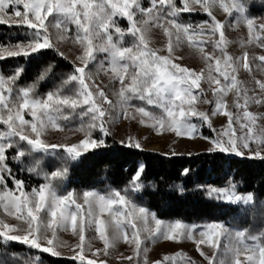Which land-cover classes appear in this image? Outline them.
Instances as JSON below:
<instances>
[{
    "label": "snow or ice",
    "instance_id": "1",
    "mask_svg": "<svg viewBox=\"0 0 264 264\" xmlns=\"http://www.w3.org/2000/svg\"><path fill=\"white\" fill-rule=\"evenodd\" d=\"M244 4L245 0H240L239 5L236 0H0V24L24 25L34 32V38L26 42L0 44V60L53 46L69 58L59 47L60 42L69 40L79 52L71 57L74 71L64 82H76L71 93L63 92L61 87L37 96L32 88L23 87L19 98L12 99L11 84L19 78L21 69L8 76L0 74V123L4 125V130H0V209L7 217L14 218V222L0 218V238L21 242L58 258L64 257L68 249L78 264H107L110 250L121 240L132 246L133 253L129 258L116 257L121 264L125 259L127 264H133V260L135 264H141V260L143 264H201L183 251L149 262L147 242L157 239L193 241L203 260L214 264L223 238L225 248L232 252L231 264H264L262 238L246 237V229H229L223 221L212 220L200 226L197 236V225L180 219H159L116 190L106 194L85 190L82 202H78L79 194L69 190L58 195L50 182L27 188L23 178L12 175L8 164L12 137H19L33 149L62 148L76 157L105 145L106 138L112 135L109 123L121 115L132 120L138 117L139 124L150 125L156 133L206 141L203 152L197 155L222 151L264 159V111L249 110V105L264 109V16L259 23L254 16L235 19ZM253 7L264 8V0H247V8ZM216 10L223 15H218ZM192 12L202 13L206 18L184 21L178 18L181 13ZM53 16L55 19L50 22L49 17ZM124 21L127 24L122 26ZM241 25L246 28L247 37L239 41L243 46L241 54L233 55L228 50L231 41L225 31ZM153 28L161 29L167 37L165 54H161V48L150 46ZM50 29H55L54 38ZM71 32L74 35H69ZM125 35L133 38L131 44H123ZM185 40L204 62V68L199 71L174 62L173 51ZM206 45L210 51L205 50ZM249 45L258 46L259 53H250ZM100 52L107 54L99 67L108 73L109 85L98 84L96 74L88 70ZM241 69L247 73L243 80L237 75ZM229 92L234 93L231 108L226 107ZM137 99L159 106L162 112L153 114L133 102ZM198 104L209 105L210 110L201 109ZM25 113L31 118L26 119ZM72 113L80 117L79 123L68 129L79 133L75 142L65 138V142L50 143L42 138L49 128L65 130L58 121ZM218 114L226 117L219 129L213 126L212 119ZM204 126L211 135L203 134ZM118 143L142 148L141 142L132 137ZM175 154L171 150L164 153ZM143 169V164L138 165L132 182L139 180ZM189 172L190 168L184 167L181 175ZM62 175L60 169L49 174L52 178ZM237 188L234 176H230L223 186L200 185L197 190L226 203L264 209V201H258L254 193H241ZM177 190L181 195L187 191ZM126 230H130V236ZM69 231L78 241L69 243L58 235ZM93 238L103 242V249L92 250ZM205 245L212 249L211 255L203 250ZM101 252L103 259L97 255Z\"/></svg>",
    "mask_w": 264,
    "mask_h": 264
},
{
    "label": "trees",
    "instance_id": "2",
    "mask_svg": "<svg viewBox=\"0 0 264 264\" xmlns=\"http://www.w3.org/2000/svg\"><path fill=\"white\" fill-rule=\"evenodd\" d=\"M245 6L247 8V0ZM247 11L252 15L264 14V8L260 7L247 8ZM54 19V16L50 17L49 21ZM25 29L24 25L0 24V44H14L18 34ZM50 31L54 38L55 29ZM67 42L71 43L70 40ZM18 68L21 69L19 78L11 84L12 99L19 98L23 87L32 88L37 96L61 87L63 92L71 93L76 87L75 81L64 83L74 71L73 64L52 47L0 60V73L4 76ZM79 120V115L72 113L60 122L68 132ZM0 130H4L2 123ZM11 143L13 147L8 150V164L12 174L36 184L46 181L47 177L58 195L69 190L80 197L85 190H98L105 194L116 190L147 207L160 219H180L186 223L220 220L232 227L246 229L247 234L259 235L264 242V209L257 206L252 210L237 203H226L197 190L200 185L223 186L226 178L234 176L239 192H252L258 201H264V159L229 155L222 151L165 156L154 150L127 147L108 137L105 145L74 160L63 149L54 154L37 152L19 137L11 138ZM17 152L22 155H16ZM138 162H143L144 169L139 180L132 182ZM184 167L190 168L187 175H181ZM54 169H60L63 175L50 177ZM178 188L187 191L181 195ZM0 261L5 264H78L69 258L52 257L23 243L4 242L2 238Z\"/></svg>",
    "mask_w": 264,
    "mask_h": 264
},
{
    "label": "rangeland",
    "instance_id": "3",
    "mask_svg": "<svg viewBox=\"0 0 264 264\" xmlns=\"http://www.w3.org/2000/svg\"><path fill=\"white\" fill-rule=\"evenodd\" d=\"M177 2H179V0H177ZM226 2H231V0H226ZM236 2L238 5L240 4V0H236ZM21 10H22V6H21ZM216 11H217L218 15H223L222 12H220V10H216ZM245 15L256 17L257 23H259L260 17L264 16V14H258V15L249 14L246 6L244 4L240 8L239 16H236L234 18L239 19ZM178 18L180 20L184 21V20H188V19L200 20V19H203L206 17H204L202 13L192 12V13H181V14H179ZM126 24H127V22L124 21L122 26H125ZM26 28L27 29H25L20 34H18L19 38L16 40V42L17 41L26 42V41L34 38L33 30L28 28L27 26H26ZM225 34L228 36L229 40L231 41V43L228 45V50H229L230 54L240 55L242 50H243V46L240 44L239 41L241 40V38L246 39V37H247L246 28L243 25H241L240 28L226 29ZM122 42L125 45L131 44L133 42V38L130 35H125L122 38ZM167 42H168L167 37L164 36L161 29L153 28L151 30V33H150V46L151 47L161 48L162 49L161 54H165L167 52V47H166ZM59 47L61 48L62 51L65 52L66 55L69 56V58L64 56V55H61V54L60 55L65 57L67 60H70L71 63L73 64L71 57L79 54L77 46H74L72 43H68V42H60ZM52 48L55 49L59 53V50L56 49L54 46ZM205 50L210 51V46L206 45ZM247 50L250 53L251 52L259 53L258 46H256V45H249ZM35 52H37V51H35ZM32 53H34V52H32ZM106 55H107L106 53H102V52L97 53L96 54V61L94 63H91L88 66V70L92 71L93 73L96 74V76H95L96 82L98 84H102V85H109V83H110V78H109L108 73L99 67L100 62L104 61V57ZM173 56L175 57L174 62H176V63L194 68L197 71H199L201 68H204V62L201 59L199 52L195 48L191 47L186 40L181 42V44L174 49ZM104 66L107 67V61L104 62ZM237 75H238V79L243 80L247 76V73L243 69H241V71ZM202 86H205V85L202 84ZM107 90L109 92L111 91L110 88ZM11 93H12V90H11ZM208 95H209V97H211L210 92H208ZM233 97H234V93L229 92L227 97H226V99L228 101V105H226V107H229V108L232 107ZM111 98L112 97L110 96V99ZM133 102L136 103L138 106L142 105V106L146 107L153 114H160L162 112V109L159 108V106L148 105L146 103V101H142V100L137 99V100H134ZM197 107H199L201 109L210 110L211 106L198 104ZM249 110L264 111V109H261V108H259V106H256V105H249ZM25 118L30 119L31 117L27 113H25ZM193 119H195V118H193ZM212 119H213V126L217 129H219L221 123L226 122V117H224L223 115H220V114H218L216 117H213ZM58 122H60V121H58ZM109 128H110L112 135H110L108 137L115 138L118 141H120L122 139L127 140L129 137H132V138L139 140L142 144V148H144V149L154 150V151L162 152V153H165V152H168L171 150V151L176 152L175 155H180L183 153L186 154L187 152H192V153L203 152L204 147L207 143L206 141L199 139V138H195V139L175 138V137H172L166 133H156L155 130L151 129L150 125L139 124L138 123V117L136 120H132L130 118H126L123 115H121L118 119L109 123ZM201 130H202L204 135H211L212 134L211 131L207 128V126H204ZM76 135H79V133L70 132V131L65 132L64 130L61 131L60 129L49 128L42 138L48 140V142H50V143H62V142H65V138L68 141L75 142V136ZM107 138H106V140H107ZM4 139L8 140L9 138L5 137ZM174 140H175V144L173 143ZM59 149H62V148H59ZM59 149H34V150L37 152L45 153V154H54ZM88 151H90V150H88ZM86 152L87 151L81 153L80 156H76V157L70 156L69 154L68 155L72 159L78 160ZM225 153H227L229 155L240 156V155H237L234 153H228V152H225ZM240 157H245V156H240ZM139 164H140V162H138V165ZM43 182H48V181H43ZM43 182H41V183H43ZM33 184H36V183L32 180L25 181V186L27 188H30ZM9 186H11V181H9ZM89 191H91V190H89ZM95 191H98V190H95ZM98 192H100V191H98ZM120 193H121V195H124L126 197V200L131 201V203L136 205L137 207H144V206H141V205L135 203L131 198L126 196L124 193H122V192H120ZM241 193H243V192H241ZM78 202H82V195H81V200H79ZM145 208L147 210H149L151 213H153L147 207H145ZM0 218H6L9 222H14V218L7 217L6 214L3 213L2 209H0ZM162 220H164V219H162ZM164 221H170V220H164ZM184 223H186V222H184ZM206 223H208V222H205V223H187V224L197 225V228L195 231H196V235L198 236L200 226L204 225ZM225 225L229 229H233V230L238 229V228L232 227V226L227 225V224H225ZM126 231L128 232V235L130 236L131 235L130 230H126ZM58 235H60V237L63 240L68 241L69 243H72L73 241H78V238L73 237L70 231L69 232H61V233H58ZM143 235L144 234L141 233L142 237H143ZM251 235H255V234H251V233L247 234V232H246V237L251 236ZM88 237H89V233L86 232V240L88 239ZM2 240L4 242H11V241L5 240L3 238H2ZM90 242L92 244V250H95V248L103 249V242L100 241L98 238H93V239H91ZM247 242L252 243L251 240H247ZM19 243H21V242H19ZM225 244H226V241H223V238H222L221 248L215 257L214 264H231L232 252L225 248ZM147 246L149 249V251H148L149 262L153 259L162 258V256L165 254H172V253H175L177 251H183V252L187 253L189 256H191L193 259L200 260L201 264H207V261H204L203 257H201L199 255V253L195 251L194 242L189 241L187 239H181L180 241H170V240H165V239H157L155 241L147 242ZM29 247H31V246H29ZM131 249H132V246H130L126 241H124V240L119 241L117 243V245L115 246V248L110 250V252L108 254L107 264H121V261L117 260L116 257H121V256L124 258L132 257L133 253H132ZM35 250H38V249H35ZM203 250L205 252H207L209 255H211V253H212V249L209 248L207 245L203 246ZM38 251L41 252L40 250H38ZM85 251L91 256V252L88 249H85ZM65 252H66V255L64 257L72 259V255H71L70 250L66 249ZM97 255H98V258H100V259L104 258L103 252H101ZM241 259H243V257H241ZM124 264H127V259L124 260ZM133 264H135L134 260H133ZM141 264H143V260H141Z\"/></svg>",
    "mask_w": 264,
    "mask_h": 264
},
{
    "label": "bare ground",
    "instance_id": "4",
    "mask_svg": "<svg viewBox=\"0 0 264 264\" xmlns=\"http://www.w3.org/2000/svg\"><path fill=\"white\" fill-rule=\"evenodd\" d=\"M140 164H143V162H140ZM140 164H139V165H140Z\"/></svg>",
    "mask_w": 264,
    "mask_h": 264
}]
</instances>
